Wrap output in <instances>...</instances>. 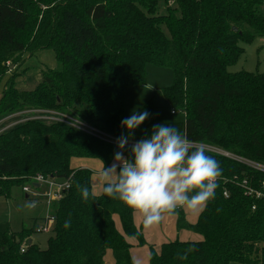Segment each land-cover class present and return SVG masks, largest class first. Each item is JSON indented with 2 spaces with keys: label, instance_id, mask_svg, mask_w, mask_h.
<instances>
[{
  "label": "trees",
  "instance_id": "obj_1",
  "mask_svg": "<svg viewBox=\"0 0 264 264\" xmlns=\"http://www.w3.org/2000/svg\"><path fill=\"white\" fill-rule=\"evenodd\" d=\"M257 38H264V0H0V86L7 62L17 63L28 49L51 51L58 64L42 71L30 91L8 82L0 120L26 108L49 110L118 139L128 135L121 127L126 89L146 86V67L154 65L171 70L172 84L162 95L185 117L156 122L150 100L142 107L149 117L134 139L165 124L197 144L264 165V73L228 71L244 53L240 44ZM118 150L58 121L27 120L0 133V196L9 198L12 188L36 175L70 182L53 205L54 236L46 249L29 242L32 228L6 232L0 264H106L107 252L113 264H134L129 240L146 245L134 211L102 189L95 195L92 172L72 168L73 161H102L108 168ZM120 151L130 157V149ZM206 154L222 169L215 196L193 224L181 210L176 221L177 231H191L201 241L150 246L148 264H264V198L247 196L241 186L245 180L260 190L264 174ZM77 184L88 187L87 200ZM189 248L194 251L187 259L177 257Z\"/></svg>",
  "mask_w": 264,
  "mask_h": 264
},
{
  "label": "clouds",
  "instance_id": "obj_2",
  "mask_svg": "<svg viewBox=\"0 0 264 264\" xmlns=\"http://www.w3.org/2000/svg\"><path fill=\"white\" fill-rule=\"evenodd\" d=\"M148 117L147 111L133 110L121 121L128 135L118 137V149H125L132 133ZM120 150L110 167L105 168L101 161L102 192L137 212L144 228L157 225L165 215L177 214L178 209L203 212L215 196L222 175L219 162L175 127L155 125L150 136L131 145L130 157ZM77 189L87 200L88 187L77 184ZM35 206V201L28 205ZM192 251L189 248L183 254L177 253V257L187 259Z\"/></svg>",
  "mask_w": 264,
  "mask_h": 264
},
{
  "label": "rangeland",
  "instance_id": "obj_3",
  "mask_svg": "<svg viewBox=\"0 0 264 264\" xmlns=\"http://www.w3.org/2000/svg\"><path fill=\"white\" fill-rule=\"evenodd\" d=\"M39 8L41 11L45 9L44 5H39ZM159 12H164L162 4H160ZM240 46L243 48L244 53L236 64L228 68V71L230 73L241 71L253 74L264 73V38H257L250 44L241 43ZM16 59L17 63L9 61L6 64L7 74L0 86V99L8 82L13 80L12 83L15 85L16 89L30 91L38 83L42 71L55 70L58 67L54 53L48 50L28 49L24 53L18 54ZM172 81L173 77L170 69L148 65L146 67V86H134L126 89V118L132 114L133 110H136L137 112L142 111L143 105L148 101L153 100L156 122L168 123L183 121L185 117L184 113L181 111L178 112L175 107L169 106L162 95V90L169 87L172 84ZM34 110L39 109L26 108L2 118L0 120V133H3L20 123L22 119L38 115V112L33 113ZM171 110H175L177 113L172 115ZM43 115L49 114L43 113ZM136 132L137 129L133 133L136 134ZM133 137L134 136H131L129 143L127 144L130 148L132 144L138 141ZM73 162V169L78 168V163H82V161ZM89 167L92 172L91 183L94 188V193H100L101 185L103 184V180L100 177L102 165L91 163ZM11 192L9 198L0 196V236L6 232H19L22 228H32L33 233L30 237L33 243L37 244L42 250L46 249L47 240L53 237L54 234L52 232L37 233L36 229L40 228L42 221L32 223L31 220H28L31 215L35 214L34 212L42 211V205H38L34 208L28 207L29 202L25 199L21 187L12 188ZM52 208L53 206L50 208L51 211ZM184 210L185 214L188 216L189 222L196 221L200 213L199 211ZM51 211L50 215H52ZM133 219L135 226L141 231L146 243V245L138 247L134 245V241L132 240L133 246L131 248V255L135 264H148V246L150 245L154 250H157V247L159 246L156 245L161 242V239L156 240L155 236L160 234H164L163 237H166V240L169 239L171 241L175 238L179 241H201L200 236L191 231L177 233L175 228V215H165L157 225L150 228L143 227L142 218L135 211ZM154 243L156 244L155 246H153ZM106 260L110 261V264L114 263L111 252H108V255L106 254ZM230 264L241 263L232 262Z\"/></svg>",
  "mask_w": 264,
  "mask_h": 264
},
{
  "label": "built area",
  "instance_id": "obj_4",
  "mask_svg": "<svg viewBox=\"0 0 264 264\" xmlns=\"http://www.w3.org/2000/svg\"><path fill=\"white\" fill-rule=\"evenodd\" d=\"M34 112H38V115L30 117V118L22 119L21 122H24L27 120H35V119L48 120V121H54V122L58 121V122L65 123L79 131L85 132L89 135L96 136L111 145L117 146V139L112 138L106 134H103L100 131L94 128H91L85 124H82L76 119L71 118L65 114L55 112V111H44V110H34L33 113ZM43 113H46L49 115H43ZM176 113L177 112L175 110H171L172 115H175ZM195 144L197 146L204 147L207 152L229 157L233 160L243 163L264 174V165L255 164L247 160L238 158L236 156L230 155L212 146H207V145H202V144H197V143ZM125 148H130V147L126 145ZM69 185H70L69 181H59L53 178H48V177L45 178L42 175H36L35 177L31 178L27 184L21 187V191L23 194L27 196V199L29 200L28 201L29 204L35 201L36 206H38L39 204H44L46 208H48L49 210L54 205L55 202H58L60 199L63 198L65 191L68 190L69 188ZM241 186L244 188L245 194L247 196L254 195L256 198H264V181L261 183L260 190L252 189L251 187L248 186L245 180L241 182ZM224 195H226V193H224ZM51 219H52V215H47L46 217H44L42 225L40 226V228L36 229V232L37 233L51 232L54 226L53 220ZM20 251L23 253L24 247H21Z\"/></svg>",
  "mask_w": 264,
  "mask_h": 264
},
{
  "label": "crops",
  "instance_id": "obj_5",
  "mask_svg": "<svg viewBox=\"0 0 264 264\" xmlns=\"http://www.w3.org/2000/svg\"><path fill=\"white\" fill-rule=\"evenodd\" d=\"M91 163H94V164H99V165H101L99 162H87V161H82V163H78L79 165H78V168H86V169H89L90 170V167H89V165L91 164ZM86 164H88V165H86ZM118 169V168H117ZM92 182V181H91ZM102 186H103V184L101 185V189H102ZM93 188V187H92ZM12 193V192H11ZM93 193H94V188H93ZM101 193V192H100ZM99 192H97V193H94L95 195H99L100 194ZM24 197H25V199H27V196L24 194ZM28 200V199H27ZM29 201V200H28ZM39 205H42L41 207V210L42 211H36V212H34L35 214H33V215H31L30 217H29V219L28 220H31L32 221V223H37V222H39V221H42L43 222V220H44V217H46L47 215H50V211H51V209H49L48 210V208H46V206L44 205V204H39ZM179 210H181L183 213H184V217H185V220H186V222L188 223V224H193L194 222L192 221V222H189L188 221V216L185 214V210L184 209H178L177 211H179ZM47 211H48V213H47ZM200 212V211H199ZM47 214V215H46ZM176 221H177V214H175V228H176ZM115 223H116V227H117V229L118 230H120V226H119V222H118V220H115ZM22 229H20V231H21ZM19 231V232H20ZM176 231H177V228H176ZM182 231H188V230H182ZM182 231H177V233H180V232H182ZM14 233H18V232H14ZM164 235V234H163ZM163 235L162 234H160V235H158V236H155V238H156V240H158V239H161V242L160 243H158L157 245L154 243V245L153 246H161L162 244H164V243H166V242H171V240H169V239H165L166 237H163ZM170 237H171V235H170ZM201 238V237H200ZM173 241L174 240H177V238H175V239H172ZM29 242H33L32 241V239L30 238V241ZM129 242L132 244V246H133V243H132V240H129ZM134 245H136V243L134 242ZM149 247H150V245L148 246V251H149ZM152 247V246H151ZM159 247H157L158 249H159ZM157 249V250H158ZM107 255H108V252H107ZM132 256V255H131ZM133 259V258H132ZM105 262H106V264H110L111 262L110 261H107L106 260V256H105ZM135 264V263H134Z\"/></svg>",
  "mask_w": 264,
  "mask_h": 264
},
{
  "label": "water",
  "instance_id": "obj_6",
  "mask_svg": "<svg viewBox=\"0 0 264 264\" xmlns=\"http://www.w3.org/2000/svg\"><path fill=\"white\" fill-rule=\"evenodd\" d=\"M235 30V29H234Z\"/></svg>",
  "mask_w": 264,
  "mask_h": 264
}]
</instances>
